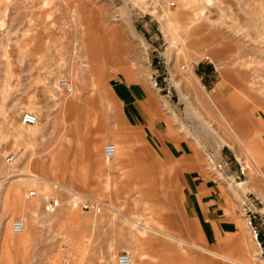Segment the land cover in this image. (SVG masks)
<instances>
[{
  "label": "rangeland",
  "instance_id": "rangeland-1",
  "mask_svg": "<svg viewBox=\"0 0 264 264\" xmlns=\"http://www.w3.org/2000/svg\"><path fill=\"white\" fill-rule=\"evenodd\" d=\"M214 3L198 16L201 0H0V264H118L123 250L132 264H236L210 250L264 262L243 211L247 193L264 202V0ZM129 73L154 89L157 77L168 120L203 140L195 151L236 163L211 170L216 232L186 208L180 184L161 189L156 161L142 190L122 189L110 115L115 124L124 118L112 86ZM24 112L40 114L39 134ZM110 143L119 151L106 163ZM240 163L249 167L234 179ZM26 173L45 180L37 186ZM49 196L60 201L52 211ZM86 201L99 210L83 209ZM19 217L25 241L12 227ZM138 220L173 237L144 236Z\"/></svg>",
  "mask_w": 264,
  "mask_h": 264
},
{
  "label": "crops",
  "instance_id": "crops-1",
  "mask_svg": "<svg viewBox=\"0 0 264 264\" xmlns=\"http://www.w3.org/2000/svg\"><path fill=\"white\" fill-rule=\"evenodd\" d=\"M87 57L90 59L89 56ZM189 73L194 75V72ZM119 78L118 81L114 82L112 88L114 95H116L122 105L124 118L120 124H115L113 114L110 115V137H114L121 146V154L118 159L120 169L117 171L122 177V189L142 190L143 184L150 181L148 170L153 171L154 168L159 167L157 172H152V174L160 175L161 189L163 191L177 190L180 184L185 192L183 201L186 208H189L192 214L198 217L199 222L201 217L207 220V225H212L216 232L218 230L217 222L211 220L209 212L211 211V187L217 184V181L211 177V170L213 169L210 165L209 157L211 160L219 161L228 158V156L223 153L219 156L211 155L207 149L205 152L195 151L197 141L203 142V140L199 137V140L195 138L190 131V134H187V132L181 134L183 131H180L181 133L179 134V131L176 130L178 126L175 127L164 114L165 112L167 116L173 115L166 104L159 100V95H161L159 90L152 88L143 78L141 79L131 73L124 74ZM195 78L193 76V80ZM202 87L204 88V86ZM221 114L232 128L223 112ZM236 140L241 141V138L237 135ZM113 144L116 147V158L119 150L117 145ZM247 152L250 154L252 150L247 149ZM235 157L237 160H241L236 154ZM154 161L160 166H153ZM231 163L229 162L225 170H235L236 163L235 165ZM195 205L200 207V211L196 209ZM170 206L168 204V207ZM245 227L248 229L247 226ZM154 229L162 234H158L155 231L149 232L157 235L165 233L159 229ZM241 231L243 237H245L246 231L243 225ZM167 235L170 236L169 234ZM190 244L194 246L196 243ZM194 247L207 250L199 244ZM210 252L220 255L232 263H236V261L232 260H237L235 258L218 254L211 250ZM237 262L236 264H249L240 260H237ZM261 263L263 264L264 262L261 261L256 264Z\"/></svg>",
  "mask_w": 264,
  "mask_h": 264
},
{
  "label": "built area",
  "instance_id": "built-area-1",
  "mask_svg": "<svg viewBox=\"0 0 264 264\" xmlns=\"http://www.w3.org/2000/svg\"><path fill=\"white\" fill-rule=\"evenodd\" d=\"M209 60V59H208ZM212 62V61H211ZM185 65H182V69H185ZM154 83L153 87L157 90L161 91L159 87V82L157 77L153 78ZM23 122L25 124H34L37 121V117L33 113L26 112L23 114ZM106 156L105 159L107 162L111 161L116 153V147L113 143L107 144L105 148ZM213 159V158H212ZM14 155L10 154L8 156V162H13ZM214 161V167L212 168L215 173L221 172L229 165V161L227 159ZM248 166H244L242 163L239 165L240 174L237 175L234 179L241 178V175H245V170H247ZM37 191L35 189H31L28 193V197H36ZM58 197L49 196L46 198V208L54 209L59 205ZM261 204V205H260ZM93 205L90 201H86L82 204V208L85 210L92 209ZM243 211L247 220V224L250 227L251 234L256 241L257 245L261 250V254L264 255V202L260 200L258 196L253 193H247L243 203ZM25 221L23 217L16 218L13 222V227L17 232H21L24 230ZM131 252L129 250H123L117 255V263L118 264H130L131 263Z\"/></svg>",
  "mask_w": 264,
  "mask_h": 264
},
{
  "label": "bare ground",
  "instance_id": "bare-ground-1",
  "mask_svg": "<svg viewBox=\"0 0 264 264\" xmlns=\"http://www.w3.org/2000/svg\"><path fill=\"white\" fill-rule=\"evenodd\" d=\"M215 0H201V4L203 5V7H201L200 8V10L196 13V15H202V13H205V12H207V9L208 8H211L212 7V5H214L215 3ZM172 4H174V2H172ZM219 7H221L222 8V5H220ZM169 17V16H168ZM171 18V17H170ZM169 18V20H168V22H167V26H168V28H169V30H170V33L171 34H173L174 36L175 35H177L176 37H178L179 36V30H178V28H177V26H176V24H175V22L173 21V20H171ZM169 35V34H168ZM81 51V48H80V46H79V44H76L75 45V53H79ZM152 83H154V81H152ZM16 112V111H15ZM14 113V112H13ZM24 113H26V112H24ZM23 113V114H24ZM29 113H32V112H29ZM34 114V113H33ZM36 115V117H37V121L34 123V124H25L24 122H23V119H22V122H23V124H25V125H29V129L30 130H33L34 131V133L35 134H39V125H40V114H35ZM16 117V116H15ZM14 116H10V118H9V121H10V123H11V121L12 120H14V118H15ZM22 117H23V115H22ZM12 124V123H11ZM106 148V147H105ZM27 150V149H26ZM115 155H116V153H115ZM105 156H106V152H105ZM114 158H115V156H114ZM113 158V159H114ZM113 159L111 160V161H109V162H107L106 161V159H105V162L106 163H111L112 161H113ZM14 161V160H13ZM31 162V161H30ZM33 163V162H32ZM34 164H38V162H34ZM58 164H61V162H58ZM57 164V165H58ZM243 164V163H242ZM31 165V164H30ZM46 165V167H48L49 168V165H50V163H48V165L47 164H45ZM248 167H249V165H248ZM247 167V168H248ZM21 171L23 172H20V174L22 173L23 175H25L24 173H25V169H21ZM252 171V170H251ZM263 172V171H262ZM26 175H30L31 177H32V179H31V181H33V182H35L36 184L35 185H39V182H41V180L42 181H44L45 180V178L43 177V176H41V175H35V173L33 174V173H26ZM262 176V175H261ZM261 176H259V177H261ZM30 177V178H31ZM256 177H258L257 175H256ZM262 179L264 178V177H261ZM44 179V180H43ZM262 179H261V181H262ZM26 180L28 181V178L26 177ZM30 180V179H29ZM264 180V179H263ZM254 182L256 181V180H253ZM262 182H264V181H262ZM253 183V182H252ZM255 185H256V183H254ZM20 186V185H19ZM41 187V186H40ZM18 188V187H17ZM262 188H264V187H262ZM30 191V190H29ZM29 191H28V193H29ZM37 191V190H36ZM256 191V190H255ZM264 191V190H263ZM263 191H262V193H263ZM258 192H260V191H258ZM28 196V195H27ZM37 196H38V192H37ZM36 196V197H37ZM36 197H32V198H36ZM28 198H30V197H28ZM31 198V199H32ZM48 198V197H47ZM46 204V203H45ZM92 205H93V207H92V210H99V204L97 203V202H93V203H91ZM47 209V208H46ZM55 209V208H54ZM54 209H47L48 211H52V210H54ZM23 219H24V221H25V224H24V230L23 231H21V232H17L15 229H14V227H13V224H12V227H13V230H14V232H16L17 234H19L20 235V237H22L21 239H20V241H25L26 239L23 237V236H25V233L27 232V222H26V218H24L23 217ZM134 221V220H133ZM14 222V221H13ZM135 223H136V225L137 226H140V225H142V227H144V229L143 230H139L141 233H142V235H147L148 234V232L149 231H155L156 233H158V234H160L161 232H159V231H157V230H155L148 222H145V220L144 221H135ZM134 223V224H135ZM141 227V228H142ZM162 234V233H161ZM163 235H167V234H165V233H163ZM23 243V242H22ZM196 245V244H195ZM194 245V246H195ZM198 248V247H197ZM132 256V255H131ZM233 261H236V263H238L237 262V260H234V259H232ZM134 260L133 259H131V263L133 262ZM130 263V264H131ZM240 264V263H239Z\"/></svg>",
  "mask_w": 264,
  "mask_h": 264
}]
</instances>
